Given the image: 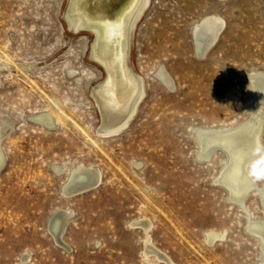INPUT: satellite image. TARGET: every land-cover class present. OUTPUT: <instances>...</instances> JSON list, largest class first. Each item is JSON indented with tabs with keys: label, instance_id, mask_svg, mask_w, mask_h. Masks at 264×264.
<instances>
[{
	"label": "rangeland",
	"instance_id": "1",
	"mask_svg": "<svg viewBox=\"0 0 264 264\" xmlns=\"http://www.w3.org/2000/svg\"><path fill=\"white\" fill-rule=\"evenodd\" d=\"M67 1L0 0V264H164L146 256V237L173 264H260L246 212L215 181L228 157L198 159V138L253 114L248 79L264 72V0H150L128 53L144 95L114 135L98 133L91 90L105 72L89 59L92 34L67 27ZM211 15L223 29L200 57L194 27ZM162 68L172 87L158 78ZM77 164L97 167L102 179L67 197L62 187ZM252 174L264 186V159ZM245 208L264 218L259 195ZM60 209L69 219L58 242L48 221ZM143 219L148 235L133 224Z\"/></svg>",
	"mask_w": 264,
	"mask_h": 264
},
{
	"label": "bare ground",
	"instance_id": "2",
	"mask_svg": "<svg viewBox=\"0 0 264 264\" xmlns=\"http://www.w3.org/2000/svg\"><path fill=\"white\" fill-rule=\"evenodd\" d=\"M149 1H67L63 16L65 21L73 32L89 31L92 34L93 42L89 59L101 65L105 72L104 78L92 86L91 90L102 114V125L98 129V133L102 135H114L125 129L133 119L144 95L143 78L133 71L129 64L128 53L131 32L133 33L132 30L143 15ZM222 29L223 21L218 15L207 16L196 24L193 36L198 56H206L209 49L216 43ZM157 76L164 85L173 86L172 77L164 68L159 70ZM248 82L250 98L254 105L252 116L231 129L201 132L198 138L200 147L198 159L203 162L210 161L213 154L217 152L227 155L228 162L215 181L227 190L228 200L246 212L249 220L248 232L259 239L262 249L260 264H264V218L254 219L248 208H245L246 198L255 193L260 196L264 209V186H261L252 174V166L264 159L262 140L264 108L260 105L264 102V72L261 71L249 77ZM36 120L48 127L52 126L48 115L38 116ZM4 162L5 157L0 148V167ZM57 168L59 173L66 170L63 165H57ZM101 179V173L97 167L77 164L69 171L62 190L64 195L69 197L76 189L100 184ZM68 219L69 210L60 209L48 221V228L58 242L63 237ZM133 224L142 226L145 233H149L148 219L139 220ZM207 236L211 241L224 238L220 232H209ZM144 249L146 256L148 253H153L158 260L164 261V264H173L170 257L155 248L148 237L144 240Z\"/></svg>",
	"mask_w": 264,
	"mask_h": 264
},
{
	"label": "water",
	"instance_id": "3",
	"mask_svg": "<svg viewBox=\"0 0 264 264\" xmlns=\"http://www.w3.org/2000/svg\"><path fill=\"white\" fill-rule=\"evenodd\" d=\"M63 19H64V17H63ZM64 21H65V19H64ZM66 22V21H65ZM66 25H67V23H66ZM67 27H68V25H67ZM99 65V64H98ZM101 68H102V66L101 65H99ZM263 126H264V121H263ZM4 165H5V162H4V164L0 167V171L3 169V167H4ZM97 186V185H96ZM96 186H94V185H90V186H88V187H84V188H79V189H76L75 191H73L71 194V196H73V195H78V194H81V193H84V192H87V191H89V190H91V189H93L94 187H96ZM50 231V230H49Z\"/></svg>",
	"mask_w": 264,
	"mask_h": 264
}]
</instances>
